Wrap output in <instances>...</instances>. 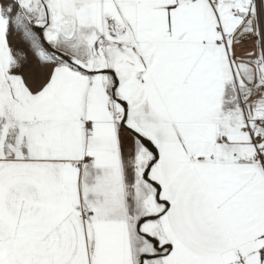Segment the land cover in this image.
Listing matches in <instances>:
<instances>
[{
	"label": "snow or ice",
	"instance_id": "snow-or-ice-1",
	"mask_svg": "<svg viewBox=\"0 0 264 264\" xmlns=\"http://www.w3.org/2000/svg\"><path fill=\"white\" fill-rule=\"evenodd\" d=\"M0 264H264V0H0Z\"/></svg>",
	"mask_w": 264,
	"mask_h": 264
}]
</instances>
